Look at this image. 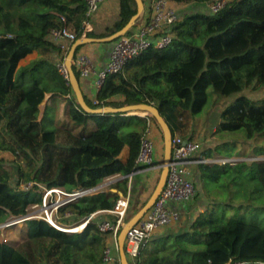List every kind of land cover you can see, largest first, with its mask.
Masks as SVG:
<instances>
[{"label": "trees", "instance_id": "obj_1", "mask_svg": "<svg viewBox=\"0 0 264 264\" xmlns=\"http://www.w3.org/2000/svg\"><path fill=\"white\" fill-rule=\"evenodd\" d=\"M214 1L175 0L179 20L173 25L171 44L146 50L122 71L108 74L97 91V103L84 95L87 104L94 108L152 103L165 117L172 138L194 140L195 115L206 104L208 89L224 96L240 93L220 112L216 131L242 129L247 139L264 135V99L257 102L241 93L248 86H264V0H226L220 10L208 12L206 4ZM181 4L196 7L184 12ZM136 9L135 0H119L118 19L100 36L120 29ZM86 18L85 0H0V224L10 216L25 215L30 204L40 203L42 185L67 192L93 189L118 175L104 189L60 205L55 220L61 227L76 226L91 213L113 208L119 193H127L129 174L141 168L135 159L148 121L159 128L154 117L146 114L85 113L69 81L45 57L53 52L62 56L59 45L48 38L50 29L65 26L78 38ZM86 36L94 33L86 32ZM33 50L42 56L15 77L18 60ZM42 63L48 69L45 79L22 80L21 75L35 72ZM73 70L78 78L75 66ZM49 90L69 94L65 115L71 123L51 122V128H46L51 120L48 107L38 120L39 106ZM4 153L13 157L7 159ZM239 164L247 179L257 184L256 190L264 191V160L229 166ZM223 166L199 163V184L205 176L218 177ZM134 181L132 174L128 210L144 184ZM28 182L30 187L19 186ZM100 218H90L73 232L55 230L41 219H27L23 238L14 244L0 240V264H104L102 251L110 235L99 230ZM245 229L253 235L240 241ZM149 240L154 241L151 247ZM149 240L139 250L140 264H225L226 259L213 248L226 241L233 246L239 241L230 253L234 260L264 262V225L219 216L212 206L176 231L152 235Z\"/></svg>", "mask_w": 264, "mask_h": 264}, {"label": "built area", "instance_id": "obj_2", "mask_svg": "<svg viewBox=\"0 0 264 264\" xmlns=\"http://www.w3.org/2000/svg\"><path fill=\"white\" fill-rule=\"evenodd\" d=\"M85 1L87 18L82 23L81 36H86L92 16L98 11L99 7L104 2V0ZM225 3L226 0H215L214 2L206 4V9L208 12H216L220 10ZM178 20L179 13L178 7L175 5V0H149L148 13L146 14V11H144L143 16L135 24L134 28L130 29V32H126L113 41L108 61L102 68L96 69L89 56L76 54L72 59V65L75 66V70L79 76L81 78H87L91 75L95 76L93 102L97 103V91L108 74L122 71L129 61L146 50L153 48L164 49L168 47L173 40V25ZM48 38L58 44L63 52L55 66L63 78L68 80V73L64 65V59L67 48L76 39L75 35L63 26L50 29ZM199 149L200 145L195 140L182 139L178 135H175L172 138L168 171L162 190L153 205L126 233L124 248L129 264H140L138 261L139 250L156 230L179 222L181 217L179 210L171 208L169 203L189 201L196 196V186L191 178V165L195 163H209L215 161L214 159L207 157H197L195 154ZM154 161V140L148 122L140 137L139 150L135 159V162L141 165V168L129 174V178H131L132 174L138 171H147L155 166L160 167L159 162L155 163ZM221 161L224 163L227 162L228 159L225 158ZM28 183L29 184L26 188L31 186V182ZM40 187L42 189V201L40 203L30 204V207L33 208L34 211L41 210V212H31L22 216H13L10 221L4 224L5 226L13 224L14 222L16 223L30 218H37L47 222L50 226L57 228L56 225L58 224L55 220V214L60 205L78 197L95 193V190L104 189L101 188L103 186H97L93 189H75L67 192L62 187L46 188L43 185ZM129 192L130 180L127 193L119 196L113 208L99 210L100 212L111 215V217L101 218L97 222L99 230L105 232L108 231L110 235V242L105 245L102 251V260L104 264H120L117 247V234L127 220V210L130 204ZM96 212L91 213L79 225H83L84 227L90 218L96 216ZM15 217H17V219ZM205 264L213 263L207 261ZM225 264H264V262L228 260Z\"/></svg>", "mask_w": 264, "mask_h": 264}, {"label": "rangeland", "instance_id": "obj_3", "mask_svg": "<svg viewBox=\"0 0 264 264\" xmlns=\"http://www.w3.org/2000/svg\"><path fill=\"white\" fill-rule=\"evenodd\" d=\"M179 7L184 8V12H188L195 10L196 6L195 4H181ZM134 26L132 28H134ZM241 93L247 95L252 100L259 102L264 99V86H259L257 84L254 86H248L243 89ZM238 94L240 93H233L224 96L209 88L206 104L203 106L201 111L195 115V132L193 139L199 143L201 152L204 153V151H209L210 154L208 158L217 161H212L211 163L215 162L218 164H224V170L221 173H218V177L216 178H209L204 175L205 177L202 179L200 185L202 186V192H198L196 195L197 197L195 196L193 198V203H197V211L193 217H195L199 212L212 206L216 209L217 215L219 216L224 215L231 218L243 217L244 219L250 221H259L260 224L264 225V191L256 190L257 184L253 180L250 181L247 179V175L245 173L246 170L240 169L241 164L235 166L234 168L229 166L230 164L239 161H244L245 163L250 164L252 161L264 160V135L247 139L244 137L242 129L234 131H216L215 127L216 123L220 120V112L227 105H229ZM139 113L142 114L141 112ZM50 118L51 116L49 114V119ZM50 123L51 120L47 122L46 128H51ZM90 128L91 127H89V129ZM152 137L154 140V162L157 163L161 161L163 156V141L161 136H159V138L155 136ZM125 151L126 147L123 148L121 155H123ZM4 157L10 159L11 156L7 154ZM225 158L228 159V161L222 163L221 160H224ZM156 170L157 172L154 178L149 182L148 191L153 190L160 175V167L157 166ZM111 179H113V177L105 179L98 185V187H101L103 183ZM192 181L197 187V181L194 182L193 179ZM28 184L29 183H20L19 186L21 188H26ZM226 185L229 187L227 188ZM140 200L141 199H139L138 196L137 199L132 200V208L128 210V217L144 203L143 200ZM31 212L40 213L41 210L34 211V209L29 205L27 213ZM11 217L13 216H10L5 222L0 224V240H7L9 243L14 244L24 237L25 220L16 223L14 222L13 224L5 226L4 224L10 221L12 219ZM15 218L17 219V217ZM56 218H59L58 213L55 214V219ZM52 228L59 230L55 227ZM252 235V232L245 229L240 241L245 238H251ZM153 243L154 241L149 240L147 245L151 247ZM238 243L239 241L233 246L230 241H226L216 244L213 249L222 259H226V262L228 260L238 261L234 260L230 254L234 251L233 249L236 248Z\"/></svg>", "mask_w": 264, "mask_h": 264}, {"label": "crops", "instance_id": "obj_4", "mask_svg": "<svg viewBox=\"0 0 264 264\" xmlns=\"http://www.w3.org/2000/svg\"><path fill=\"white\" fill-rule=\"evenodd\" d=\"M143 3H144L145 11L147 14L148 13L149 0H143ZM118 15H119V0H104V2L99 7L98 11L92 16V19L90 20V24L88 26L87 32H89V31L93 32L94 33L93 37H102V36H100V34L103 33V31L105 30L106 27H110L118 19ZM113 41L111 43H108V42L85 43L83 45H80L79 49L74 54V56H76V54L87 55L91 58V61L94 64L95 68L100 69L108 61V57H109L110 51H111L112 46H113ZM70 45H69V47H70ZM69 47L67 48V51H68ZM67 51H66V54H67ZM62 54H63V52H62ZM41 56H42V54L38 50H33V51L27 53L22 58H20L17 62L15 77L18 76L19 72L22 69H25V68L32 66ZM74 56H73V58H74ZM45 57L47 59L51 60L53 65L55 66L57 60L61 57V53L53 52L52 54H46ZM47 70L48 69H47L46 64L42 63L38 66V70H36L33 73L26 72L25 74L21 75V77H22V80L24 82H29V83L33 79V76L42 78V80H43V79H45V75H46ZM43 72H44V74H43ZM78 76H79V74H78ZM94 78H95L94 75H91L87 78H81L80 76L78 77L79 84H80V87H81L83 94L85 96L89 97L90 99H92V101H93V91H94ZM68 97H69V94L61 95L56 91H52V90L47 91L45 96H44L43 101L41 102V104L39 106L40 111H39V115H38V120H41L43 118L44 110H45V108L48 107L49 114L51 116V122L53 125L71 123V121H69V119L65 115ZM148 122H149V126H150L152 136H155L157 138H159V136H161V139H162L161 132L159 131L157 125H155L153 123V121H148ZM213 130H214V128H213ZM7 154L11 156L10 159L13 157L10 153H6V154L4 153L3 155L5 156ZM195 155L197 157H207V158L209 157V155H204L203 152H201V149H199ZM125 156H126V151H125V153H123V155H121V158L124 159ZM198 164L199 163H195V164L191 165V172H192L191 178L194 180V182L197 181L196 185H197L198 189L196 187V190H197L196 195L198 192L201 191V189H200L201 186L199 184L198 174H197ZM156 168L157 167L155 166L150 170H147V171L142 170V171H138V172L134 173V180H135L134 184L136 183L138 185L137 182L139 181V179L143 180L140 182L144 183L143 188L140 190L141 192H138V197H139V199H141L140 201L143 200V202H144L148 198V196L150 195L151 191H148V186H149V182L154 178V176L157 172ZM111 177H113V179L106 181L101 186L107 187L111 182H113L114 180L119 178L118 175H113ZM111 177H107V178H111ZM107 178H105V179H107ZM129 180H131V178ZM127 190H128V187H127ZM196 205H197V203H193V199L189 200V201L170 202L169 206L171 208L179 210V212L181 214L179 222L173 223L170 226L160 228V229L156 230L153 233V235L154 236H160L163 233H165L166 231H176L177 229L181 228L183 226L184 222H186L188 219H190V217L194 216L195 212L197 211ZM96 216L101 217V218L111 217V215L105 214V213L100 212V211L96 212ZM24 226H25V224H24ZM65 228L70 230L68 227H65ZM108 242H110V239L108 240Z\"/></svg>", "mask_w": 264, "mask_h": 264}, {"label": "water", "instance_id": "obj_5", "mask_svg": "<svg viewBox=\"0 0 264 264\" xmlns=\"http://www.w3.org/2000/svg\"><path fill=\"white\" fill-rule=\"evenodd\" d=\"M135 2L137 6L136 12L120 29L114 31L109 35L102 37L80 36L76 38L71 43L64 59V65L68 73V81L70 83L74 97L80 108L85 113L89 115H102V114H116V113L140 114L139 112H142L141 115L146 114L153 116L161 130L162 141H163V156L161 161H159L160 175L148 198L144 201V203L140 207H138V209L132 215H130L129 218H127L124 225L121 227V229L117 234V247H118L120 264H129L124 248L125 236L127 231L153 205L165 183V179L168 171V162L170 160V153L172 147V133L165 117L159 112L158 108L152 103L138 102V103L125 104L120 107H112V106H101L94 108L90 107L85 101L84 94L79 84V80L73 70L72 59L77 47H79L80 45H83L85 43H92V42H102V43L112 42L117 37L128 32L139 21V19L143 16L145 11L143 0H135ZM119 195L121 196L122 193H119Z\"/></svg>", "mask_w": 264, "mask_h": 264}, {"label": "bare ground", "instance_id": "obj_6", "mask_svg": "<svg viewBox=\"0 0 264 264\" xmlns=\"http://www.w3.org/2000/svg\"><path fill=\"white\" fill-rule=\"evenodd\" d=\"M142 113V112H141ZM57 229H62L64 230V232H72V231H79L83 225H79V226H74V227H68L70 230H68L67 228L65 227H61L59 225H56Z\"/></svg>", "mask_w": 264, "mask_h": 264}, {"label": "clouds", "instance_id": "obj_7", "mask_svg": "<svg viewBox=\"0 0 264 264\" xmlns=\"http://www.w3.org/2000/svg\"><path fill=\"white\" fill-rule=\"evenodd\" d=\"M62 231H64V230H62ZM73 232V231H72Z\"/></svg>", "mask_w": 264, "mask_h": 264}]
</instances>
